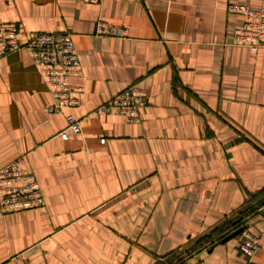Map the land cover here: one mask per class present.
Wrapping results in <instances>:
<instances>
[{
	"label": "crops",
	"instance_id": "crops-1",
	"mask_svg": "<svg viewBox=\"0 0 264 264\" xmlns=\"http://www.w3.org/2000/svg\"><path fill=\"white\" fill-rule=\"evenodd\" d=\"M230 3L260 7L0 0L20 41L73 34L81 66L79 104L51 114L29 54L0 56V167L25 154L43 195L0 211V264H264V47L236 43L245 17ZM98 20L122 36L98 35ZM132 84L146 92L138 122L98 110ZM65 114L81 132L62 139ZM240 220L259 243L249 260L236 236L218 239Z\"/></svg>",
	"mask_w": 264,
	"mask_h": 264
},
{
	"label": "built area",
	"instance_id": "built-area-1",
	"mask_svg": "<svg viewBox=\"0 0 264 264\" xmlns=\"http://www.w3.org/2000/svg\"><path fill=\"white\" fill-rule=\"evenodd\" d=\"M227 9L245 17L242 27L235 34L236 43L248 46L252 51L264 47V0H260L258 9H250L235 3L228 4ZM122 31L117 25L101 20L96 22L98 35L111 32L113 36H122ZM17 35L16 24H0V56L19 49H24L29 54L52 97L45 110L51 114H61L65 108L79 104V99L74 94L80 92L81 87L71 83V78L81 73L73 34L67 31L39 32L24 41L18 40ZM146 103L145 89L138 84H132L111 96L98 110L105 113L116 110L123 113L129 122H138L140 110ZM65 121L66 127L60 132L62 139L68 137L67 131L75 134L81 132L80 122L74 115L65 114ZM106 137L100 138L101 144L105 143ZM42 205V191L27 166L25 154L0 167L1 212H16ZM236 225L234 231L241 228V231L235 235L236 248L249 260L259 248L258 239L246 227L244 221ZM183 264L204 263L185 258Z\"/></svg>",
	"mask_w": 264,
	"mask_h": 264
},
{
	"label": "trees",
	"instance_id": "trees-1",
	"mask_svg": "<svg viewBox=\"0 0 264 264\" xmlns=\"http://www.w3.org/2000/svg\"><path fill=\"white\" fill-rule=\"evenodd\" d=\"M251 208H252V207H250L249 209H247V211H248V210L251 211ZM236 224H237V223H236ZM236 224H234V225L231 224V225L228 227L227 232H226L225 234H221L220 237H219L218 239H220L221 237H224V236H226V235H228V234H231V232L234 231V229H236V228H235V227L237 226Z\"/></svg>",
	"mask_w": 264,
	"mask_h": 264
},
{
	"label": "water",
	"instance_id": "water-1",
	"mask_svg": "<svg viewBox=\"0 0 264 264\" xmlns=\"http://www.w3.org/2000/svg\"><path fill=\"white\" fill-rule=\"evenodd\" d=\"M240 231H241V228H239V229L233 231L231 234L227 235L224 239L226 240V239H228V238H231L232 236L237 235Z\"/></svg>",
	"mask_w": 264,
	"mask_h": 264
},
{
	"label": "rangeland",
	"instance_id": "rangeland-1",
	"mask_svg": "<svg viewBox=\"0 0 264 264\" xmlns=\"http://www.w3.org/2000/svg\"><path fill=\"white\" fill-rule=\"evenodd\" d=\"M243 222V220L238 221L237 223Z\"/></svg>",
	"mask_w": 264,
	"mask_h": 264
}]
</instances>
